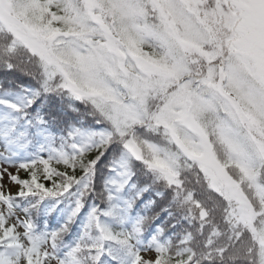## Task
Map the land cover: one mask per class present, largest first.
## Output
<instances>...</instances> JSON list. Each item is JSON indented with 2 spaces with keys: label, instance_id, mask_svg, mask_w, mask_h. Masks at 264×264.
Here are the masks:
<instances>
[{
  "label": "snow or ice",
  "instance_id": "obj_1",
  "mask_svg": "<svg viewBox=\"0 0 264 264\" xmlns=\"http://www.w3.org/2000/svg\"><path fill=\"white\" fill-rule=\"evenodd\" d=\"M0 264H264V0H0Z\"/></svg>",
  "mask_w": 264,
  "mask_h": 264
},
{
  "label": "trees",
  "instance_id": "obj_2",
  "mask_svg": "<svg viewBox=\"0 0 264 264\" xmlns=\"http://www.w3.org/2000/svg\"><path fill=\"white\" fill-rule=\"evenodd\" d=\"M13 191H15V190H13ZM145 198L147 199V198H149V196L146 194V197Z\"/></svg>",
  "mask_w": 264,
  "mask_h": 264
},
{
  "label": "rangeland",
  "instance_id": "obj_3",
  "mask_svg": "<svg viewBox=\"0 0 264 264\" xmlns=\"http://www.w3.org/2000/svg\"><path fill=\"white\" fill-rule=\"evenodd\" d=\"M13 190H15V189L13 188Z\"/></svg>",
  "mask_w": 264,
  "mask_h": 264
}]
</instances>
